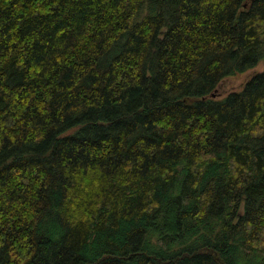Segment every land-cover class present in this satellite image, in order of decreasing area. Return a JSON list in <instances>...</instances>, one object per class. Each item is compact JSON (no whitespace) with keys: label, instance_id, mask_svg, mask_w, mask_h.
<instances>
[{"label":"trees","instance_id":"trees-1","mask_svg":"<svg viewBox=\"0 0 264 264\" xmlns=\"http://www.w3.org/2000/svg\"><path fill=\"white\" fill-rule=\"evenodd\" d=\"M261 61L264 0H0V264H264Z\"/></svg>","mask_w":264,"mask_h":264},{"label":"rangeland","instance_id":"rangeland-1","mask_svg":"<svg viewBox=\"0 0 264 264\" xmlns=\"http://www.w3.org/2000/svg\"><path fill=\"white\" fill-rule=\"evenodd\" d=\"M263 70H264V61H261L255 67L245 72L226 77L219 83L215 91V94H216L215 97L223 98L231 91L242 89L248 79H250L257 72H260Z\"/></svg>","mask_w":264,"mask_h":264},{"label":"water","instance_id":"water-1","mask_svg":"<svg viewBox=\"0 0 264 264\" xmlns=\"http://www.w3.org/2000/svg\"><path fill=\"white\" fill-rule=\"evenodd\" d=\"M252 1H254V0H252ZM245 5H248V4L246 3ZM215 91H216V90H215ZM215 91H214L213 93L210 94L211 97H215V95H216V94H215Z\"/></svg>","mask_w":264,"mask_h":264}]
</instances>
